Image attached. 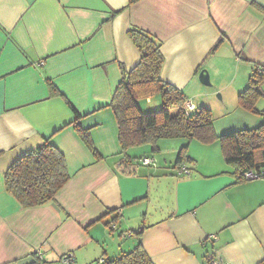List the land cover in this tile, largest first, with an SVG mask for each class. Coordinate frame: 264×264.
<instances>
[{
	"label": "crops",
	"instance_id": "1",
	"mask_svg": "<svg viewBox=\"0 0 264 264\" xmlns=\"http://www.w3.org/2000/svg\"><path fill=\"white\" fill-rule=\"evenodd\" d=\"M131 28L160 43V77L188 101L213 116L242 113L213 121L215 134L260 123L237 96L254 65L264 71V0H0V264L27 262L34 250L42 264H93L131 248L141 225L153 264H264V176L243 179L217 139L187 143L185 175L172 169L184 138L121 153L108 104L121 70L140 57ZM155 95L138 100L142 110L160 107ZM258 101L264 108V96ZM77 116L97 154L74 127ZM46 139L70 178L54 200L23 208L4 173Z\"/></svg>",
	"mask_w": 264,
	"mask_h": 264
},
{
	"label": "trees",
	"instance_id": "2",
	"mask_svg": "<svg viewBox=\"0 0 264 264\" xmlns=\"http://www.w3.org/2000/svg\"><path fill=\"white\" fill-rule=\"evenodd\" d=\"M128 1L131 3L134 0ZM128 36L138 49L140 57L130 70H121L120 80L108 104L116 118L121 153L144 143H150L154 148L160 139L184 138L186 143L178 149L175 163L179 162V166L186 167L189 173L191 170L187 162L192 158L185 156L187 143L192 139L203 143L217 139L222 147L225 162L240 167L243 179H245L243 173L251 169L264 173V108L256 107L258 100L264 96L262 90L264 71L254 65L245 88L237 96L240 107L258 115L260 123L249 129L217 135L213 128L212 111L206 106L185 111L182 104L187 99L186 95L181 89L161 79L163 55L160 43L149 33L137 28H131ZM51 89L56 91L53 84ZM153 94L160 96V107L155 110H142L138 100ZM172 107L177 110L171 112ZM78 117L74 119V127L76 126L85 145L97 154L87 129L77 126ZM187 173L183 172L180 175ZM174 174L179 175L177 172ZM69 178L63 153L46 139L8 166L4 173V184L21 207L28 208L54 200L57 192ZM132 231L137 240L131 248L120 249L117 255L103 256L92 263L153 264L141 243L143 226H138ZM126 233L127 231L124 235H128ZM26 258L29 259L27 262L13 260L10 264H42L44 260L42 254L40 256L35 250Z\"/></svg>",
	"mask_w": 264,
	"mask_h": 264
},
{
	"label": "built area",
	"instance_id": "3",
	"mask_svg": "<svg viewBox=\"0 0 264 264\" xmlns=\"http://www.w3.org/2000/svg\"><path fill=\"white\" fill-rule=\"evenodd\" d=\"M183 108H184L185 111H189V110H191V109L193 108V105H192L189 101H187V102H185V103L183 104ZM149 161H150L149 159H147V158H143V162H144V163H147V162H149ZM176 172H177L178 174L183 173V172H184V173H187V172H188V169H187L186 167H184L183 165L179 166V164H178V165H177ZM260 176H261L260 173L255 172V171H253V170H248V171H246V172L244 173V177H245L246 179L257 178V177H260ZM39 255H40V253H39ZM61 261H64V262H68V261H70V254L68 253V254L63 255V256L61 257ZM208 264H229V263H225V262H222V261H220V260L213 259V260H210V261L208 262Z\"/></svg>",
	"mask_w": 264,
	"mask_h": 264
},
{
	"label": "rangeland",
	"instance_id": "4",
	"mask_svg": "<svg viewBox=\"0 0 264 264\" xmlns=\"http://www.w3.org/2000/svg\"><path fill=\"white\" fill-rule=\"evenodd\" d=\"M155 96H157L158 98H159V95L157 94V95H155ZM260 102L261 101H258V106H259V104H260ZM152 103H154V100H153V102ZM159 107V106H158ZM250 115H256L255 113H252V112H250L249 113ZM219 115H217V114H215L214 116H213V121L214 122H216V124H220V123H229V122H231L232 120H234V119H236L238 116H242V113H240V112H238V111H235V112H229L228 114H227V116H225V117H218ZM218 117V118H217ZM181 145V143L178 145V147ZM127 240H129L128 238H127ZM106 250V249H105ZM103 252V251H102ZM111 253H107V255H109L108 257H113V255L114 254H111ZM44 261H46L45 259L42 261V263L44 262Z\"/></svg>",
	"mask_w": 264,
	"mask_h": 264
},
{
	"label": "water",
	"instance_id": "5",
	"mask_svg": "<svg viewBox=\"0 0 264 264\" xmlns=\"http://www.w3.org/2000/svg\"><path fill=\"white\" fill-rule=\"evenodd\" d=\"M198 79L200 80V82L204 85H210V80H209V75L207 70L205 69H201L198 72ZM218 95V94H217Z\"/></svg>",
	"mask_w": 264,
	"mask_h": 264
},
{
	"label": "clouds",
	"instance_id": "6",
	"mask_svg": "<svg viewBox=\"0 0 264 264\" xmlns=\"http://www.w3.org/2000/svg\"><path fill=\"white\" fill-rule=\"evenodd\" d=\"M188 101V99H186L185 101H184V103L185 102H187ZM190 102V101H189ZM183 103V104H184ZM191 103V102H190ZM183 104H182V106H183ZM192 104V103H191ZM193 105V108L191 109V110H193L196 106L194 105V104H192ZM191 110H189V111H191ZM143 158H147V159H149L150 161L149 162H147V163H144L143 162ZM141 161H142V164H144V165H147V164H150L151 162H152V159L151 158H149V157H142L141 158ZM179 164V162L178 163H175L173 166H172V169L174 170V172H176V169H177V165ZM252 170V169H251ZM253 171H255V170H253ZM246 172V171H245ZM244 172V173H245ZM255 172H258V173H260L261 174V176H264V173H261V172H259V171H255ZM244 173H243V176H244ZM260 176V177H261ZM245 178V177H244ZM257 178H259V177H257ZM246 179V178H245ZM250 179H253V178H250ZM111 225H113V223H111ZM40 253V252H39ZM40 256H41V254H40Z\"/></svg>",
	"mask_w": 264,
	"mask_h": 264
}]
</instances>
